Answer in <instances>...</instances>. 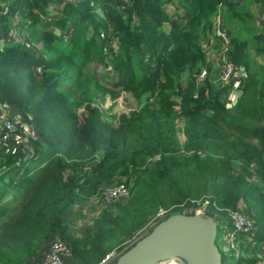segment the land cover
Instances as JSON below:
<instances>
[{"label":"trees","instance_id":"obj_1","mask_svg":"<svg viewBox=\"0 0 264 264\" xmlns=\"http://www.w3.org/2000/svg\"><path fill=\"white\" fill-rule=\"evenodd\" d=\"M250 2L264 20V0H76L59 16L50 0H0V98L39 137L25 159L0 141V264L57 236L73 262L94 264L161 208L203 199L216 220L245 204L264 241V24L251 38L231 28L252 19ZM220 16L246 72L232 108L206 50ZM119 183L131 200L80 235L74 206Z\"/></svg>","mask_w":264,"mask_h":264},{"label":"built area","instance_id":"obj_2","mask_svg":"<svg viewBox=\"0 0 264 264\" xmlns=\"http://www.w3.org/2000/svg\"><path fill=\"white\" fill-rule=\"evenodd\" d=\"M129 2L130 0H123ZM8 11V6L5 8V12ZM264 21V20H263ZM10 36L17 38L20 41H24V35L17 29L12 28L9 32ZM216 36L217 41L222 47V75L221 82L223 85L229 84L236 73V70L239 68L235 65L226 55L227 51L230 48V36L228 34L227 28L224 25L223 18L220 16L217 20L216 27ZM31 137L36 141L37 135L32 127L25 121H23L19 114L13 112L11 104L7 101L0 98V141L4 142L8 146V150L13 154L18 153L21 157H28L24 152L25 139ZM35 152V151H34ZM35 153L31 154L33 156ZM101 194L104 195L107 203H115L120 200H124L130 195V190L125 183L115 184L110 187H102ZM186 204L180 203L172 205L169 208H161L148 222L141 228L136 235L124 242L121 246H117L107 252L98 262L94 264H114L118 257L131 247L135 242H137L141 237L147 234L156 224L161 220L165 219L172 211L177 209L184 210L183 213L188 214H208L205 206L190 208L185 206ZM219 217L223 218L221 214H218ZM225 218L229 220L218 222V227H221L225 230L224 241L225 246L224 250L229 258L239 259L240 250L239 242L241 237L247 235L253 237L257 230V225L252 220V218L245 213L242 209H228L225 214ZM221 220V219H220ZM254 245H258V256L257 264H264V241L257 242L253 240ZM240 250V251H239ZM42 259H37L34 262L29 264H66V256H71V250L68 244L59 237H54L50 240L49 243L44 244L42 251L40 252ZM173 264H189L187 261L181 258H177L173 261ZM241 264H247L242 262Z\"/></svg>","mask_w":264,"mask_h":264},{"label":"water","instance_id":"obj_3","mask_svg":"<svg viewBox=\"0 0 264 264\" xmlns=\"http://www.w3.org/2000/svg\"><path fill=\"white\" fill-rule=\"evenodd\" d=\"M218 222L209 214L173 213L124 251L114 264H224ZM172 260V262H169Z\"/></svg>","mask_w":264,"mask_h":264},{"label":"rangeland","instance_id":"obj_4","mask_svg":"<svg viewBox=\"0 0 264 264\" xmlns=\"http://www.w3.org/2000/svg\"><path fill=\"white\" fill-rule=\"evenodd\" d=\"M70 1L76 2V0H70ZM167 7L169 8L170 12L173 11L172 4H169ZM246 10H247L246 12L252 14V19L238 21L234 25H232L233 27H231V28H233L238 33H240L244 38H247V37L251 38L255 34V33H253V31H250L251 28H256L259 30H262V28H263V24H264L263 16H262L263 13L261 11L260 5L255 3V2H252V3L250 2L248 5H246ZM55 14H57V16L61 15L62 14V8H59L55 12ZM228 31H229V29H228ZM9 36H10V33H9ZM218 43L219 42L216 41L214 37H212L211 42L209 44L206 43V50L208 53L207 55L209 57V60L213 66L214 81L217 84L222 85V82H221V75H222V71H223L222 65H221L222 47ZM40 45L41 44H39V46ZM260 61L264 62V57L261 58ZM237 72H238V69L236 70V73ZM242 78L243 77L236 76V74H235L233 77V80L230 82L231 89H230V91L226 97L227 106L229 108L236 106V104L238 103V101L242 95V90L240 87V83H241ZM72 91L77 92L76 89H73ZM131 102H132V104H134L136 106V101H134L132 98H131ZM108 104H107V106H108ZM125 108H127V107H125ZM16 114L17 115L19 114V116L21 115L20 111H18V110H16ZM28 124L30 127H32V125H33V124L31 125L30 123H28ZM182 125H183V123L180 122L179 126H182ZM34 128L36 129V127H34ZM180 139L182 141L185 140V136L183 133H180ZM37 140H39L38 136H37L36 141ZM33 142H35V140L32 139L31 137H29V139H25L24 148H25L26 152H24V153L26 154V156L28 155V157H31V154L35 153L34 152L35 151V144H33ZM25 158L26 157H24L23 159H25ZM251 181L255 182V180H251ZM130 198H131V194L127 198H125L123 201L125 203H127L128 201L131 200ZM105 200L106 199L104 198V195H102L100 192L98 194L96 193L94 196H92L88 199H85L84 201H82L80 203H77L74 206L73 213H71V218L74 220L75 227L78 230L77 232H79L80 235H83V231L86 228L91 227L94 224V221L100 217L101 209L104 206L110 207L111 203H106L107 201H105ZM115 203H117V202H115ZM195 204H197L198 207H203L207 204V200H205V199L197 200V202H195L194 205ZM240 205H241L240 207L242 208V210H244L246 208L245 204H240ZM185 206H187V205H185ZM112 211L115 213H118V211L115 208L112 209ZM121 213L123 214L124 212H121ZM153 216H150L149 219L152 218ZM222 216H223V218H221V220L220 219L218 220V221H220V224L222 223V221H225V220L228 221L229 220L228 218H225L224 213H222ZM218 228H219L218 229V246H219L221 252L224 254V257H223L225 259L224 262H225V264H236V260L233 258H229L227 256L225 250H224L225 241L223 238H224L225 230L221 227H218ZM57 237L61 238L60 236H57ZM239 245H240L239 249L241 250L242 249L241 242H239ZM39 255H40V253L34 254L32 257L27 259L23 264H29L31 262L36 261L37 259H39ZM240 256H248V254L244 253L243 249H242L240 251ZM162 264H165V263H162Z\"/></svg>","mask_w":264,"mask_h":264},{"label":"crops","instance_id":"obj_5","mask_svg":"<svg viewBox=\"0 0 264 264\" xmlns=\"http://www.w3.org/2000/svg\"><path fill=\"white\" fill-rule=\"evenodd\" d=\"M50 1H51L50 9L56 12L59 8H62L63 4L66 1H70V0H50ZM167 10L169 11L168 7H167ZM235 74L236 76L243 77L246 74V72L244 71L243 68L239 67L238 72ZM249 241H252L251 246L248 244ZM240 242L242 245L243 252L248 254V256H245V257L249 259H254V261H244V262L247 264H257L258 250L257 251L250 250V248L253 249L256 246L253 244V237H249L247 235L242 236ZM248 245L250 246V248L246 250L245 246L247 247ZM39 259H42V255H39ZM66 264H76V263L73 262L72 256L69 255V256H66Z\"/></svg>","mask_w":264,"mask_h":264},{"label":"bare ground","instance_id":"obj_6","mask_svg":"<svg viewBox=\"0 0 264 264\" xmlns=\"http://www.w3.org/2000/svg\"><path fill=\"white\" fill-rule=\"evenodd\" d=\"M169 262H172V260H170Z\"/></svg>","mask_w":264,"mask_h":264}]
</instances>
